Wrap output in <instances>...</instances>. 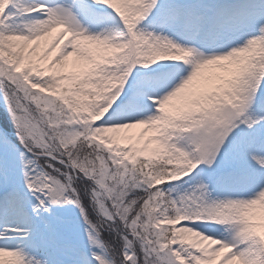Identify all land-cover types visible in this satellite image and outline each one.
I'll return each mask as SVG.
<instances>
[{"label":"snow or ice","instance_id":"obj_1","mask_svg":"<svg viewBox=\"0 0 264 264\" xmlns=\"http://www.w3.org/2000/svg\"><path fill=\"white\" fill-rule=\"evenodd\" d=\"M0 264H264V0H0Z\"/></svg>","mask_w":264,"mask_h":264}]
</instances>
